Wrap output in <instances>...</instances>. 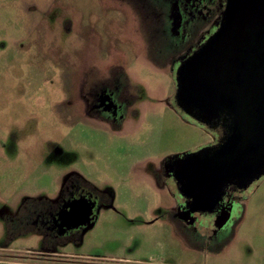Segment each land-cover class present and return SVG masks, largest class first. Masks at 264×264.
<instances>
[{"label": "rangeland", "instance_id": "1", "mask_svg": "<svg viewBox=\"0 0 264 264\" xmlns=\"http://www.w3.org/2000/svg\"><path fill=\"white\" fill-rule=\"evenodd\" d=\"M221 2L0 0V264H264V174L215 240L163 166L218 137L179 105L175 69ZM92 83L118 86L122 118L85 110ZM73 184L100 213L48 234L34 213Z\"/></svg>", "mask_w": 264, "mask_h": 264}, {"label": "water", "instance_id": "2", "mask_svg": "<svg viewBox=\"0 0 264 264\" xmlns=\"http://www.w3.org/2000/svg\"><path fill=\"white\" fill-rule=\"evenodd\" d=\"M176 80L177 101L190 116L208 125L223 115L231 121L219 149L192 153L184 165L196 167L184 177L190 188L202 199L231 180L247 188L264 174V0H229L222 25Z\"/></svg>", "mask_w": 264, "mask_h": 264}, {"label": "flooded vegetation", "instance_id": "3", "mask_svg": "<svg viewBox=\"0 0 264 264\" xmlns=\"http://www.w3.org/2000/svg\"><path fill=\"white\" fill-rule=\"evenodd\" d=\"M228 5L229 0H222L220 13L215 22L209 27V30L201 32L199 40L193 46H190L178 61L179 65L175 69L176 76L181 64L198 51L218 31L226 16ZM177 34L179 35L180 31ZM86 87L89 88L84 96L86 111L106 122H114L118 118H122L125 105L121 100L122 96L117 92V85L110 84L106 87L101 86L99 83H92L86 85ZM211 127L218 130V137L212 146L206 148L208 152L219 149L225 143L231 133V121L223 115ZM206 152L202 154L205 155ZM192 155V153H186L169 157L164 161L163 166L169 176L174 175L176 177L177 186L185 195L181 206H179L182 216L185 219L198 221L203 226H208V229L212 227L215 232L213 235L216 236L214 239L220 240L237 210V202L233 198V194L247 189L255 180L247 188L241 187L238 180L228 181L216 194L206 195L202 199L195 194L194 188H190L191 185H194L193 180L184 178L190 176L196 169L191 165L184 169V165L188 163L187 161ZM96 197L93 190L75 184L65 185L63 193L57 201L52 203L42 202L43 204L38 206L39 208L36 209L34 214L42 217L40 221L43 224L44 231L48 234L60 236L84 232L93 226L100 213Z\"/></svg>", "mask_w": 264, "mask_h": 264}, {"label": "trees", "instance_id": "4", "mask_svg": "<svg viewBox=\"0 0 264 264\" xmlns=\"http://www.w3.org/2000/svg\"><path fill=\"white\" fill-rule=\"evenodd\" d=\"M203 123V122H202Z\"/></svg>", "mask_w": 264, "mask_h": 264}]
</instances>
